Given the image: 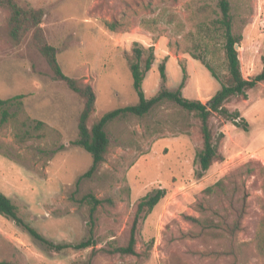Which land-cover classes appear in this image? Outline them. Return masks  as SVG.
I'll return each mask as SVG.
<instances>
[{"label": "rangeland", "instance_id": "obj_1", "mask_svg": "<svg viewBox=\"0 0 264 264\" xmlns=\"http://www.w3.org/2000/svg\"><path fill=\"white\" fill-rule=\"evenodd\" d=\"M44 10L42 26L69 76L97 94L92 126L104 113L138 103L129 57L136 43L152 46L146 97L162 88L208 102L221 88L203 59L224 78L227 64L218 29L219 0H17ZM246 78L264 70V0H230ZM8 11L0 8V97L24 94L17 116L0 124V191L43 236L79 242L89 235L87 206L77 195L110 197L96 211V249L128 244L139 201L159 189L165 196L139 221L137 254L93 247L55 251L12 218L0 214L2 264H264L256 239L263 233L264 82L247 99L226 106L244 120L214 115L223 161L200 174L199 120L174 103L145 117L127 116L106 128L105 161L88 177L92 155L75 143L83 98L53 76L31 35L21 44L5 37ZM116 21V29L108 23ZM165 64L166 81L160 74ZM19 108V109H18ZM37 121L45 124L39 129ZM254 170L250 174L251 170ZM212 191V192H209ZM187 217H196L201 224ZM214 221V222H212ZM238 221L234 235L230 227ZM206 227V228H205Z\"/></svg>", "mask_w": 264, "mask_h": 264}, {"label": "trees", "instance_id": "obj_2", "mask_svg": "<svg viewBox=\"0 0 264 264\" xmlns=\"http://www.w3.org/2000/svg\"><path fill=\"white\" fill-rule=\"evenodd\" d=\"M218 6L220 9V17L217 19V24L223 37V49L227 71L222 79L214 67L203 59L207 69L216 79H221L222 83L221 88L208 102L185 97L182 93L184 81L175 90L162 88L156 95L150 98L146 97L143 90V82L147 73L153 66L156 58L155 51L152 46L145 47L136 43L132 49V55L129 57V62L133 87L139 96L138 103L110 110L104 113L92 124V126H89V120L96 106V91L90 83L69 76L64 72L58 59V50L49 42L45 28L42 26L44 10L41 8L24 7L17 0H0V8L8 11L5 37L15 44H21L25 37L30 34L35 46L44 56L51 68L53 76L56 79L64 81L71 90L80 95L84 100V107L80 113L78 122V138L75 140V143L92 155V164L82 177L92 176L105 161L106 154L110 147V138L106 130L109 124L127 116L145 117L158 106L165 103H174L180 108L179 111L183 115L186 112L194 115L199 120L202 149L198 154V165L201 175H204L216 161L224 160V156L219 147V142L223 133H220V135L216 137L214 133L213 117L214 115H219L225 119H235L237 123H240L239 120H244L238 110L231 111L226 104L233 98L247 99L248 91L258 86L260 82H264V70L251 78H246L243 75L239 51L235 46L236 44H239V46L241 45L243 34L241 31L237 32L235 30L230 0H219ZM108 25L112 29H116L117 26L116 21L109 22ZM160 74L162 79L166 81L167 77L164 63L160 65ZM24 97V94H17L9 98L0 97V124H4L17 116V110L11 111L10 109L14 105L20 108ZM44 124L45 123L42 121H37V129ZM259 164L260 171L264 176V164L260 162ZM253 171L252 169L250 174H252ZM165 193L164 189H159L154 194L147 195L139 201L128 244L125 246H117L113 249H96L95 247L96 211L99 206L105 203L114 205V200L110 197L99 198L92 192L74 197L75 201L87 206L89 213V235L86 239L76 243H57L43 236L20 215L19 207L2 191H0V214L12 218L18 225L29 232L31 236L55 251H62L68 248L85 249L93 247L92 256L98 251L134 255L137 254L136 245L139 221L154 209L165 196ZM187 218L194 222L202 223L201 220L196 217ZM262 223L264 228V218L262 219ZM239 227L240 224L236 221L234 225L230 227V234L234 235ZM256 241L259 254L264 257V230ZM86 264H92V262L89 261Z\"/></svg>", "mask_w": 264, "mask_h": 264}, {"label": "water", "instance_id": "obj_3", "mask_svg": "<svg viewBox=\"0 0 264 264\" xmlns=\"http://www.w3.org/2000/svg\"><path fill=\"white\" fill-rule=\"evenodd\" d=\"M235 46H236L237 49L240 47L239 44H236Z\"/></svg>", "mask_w": 264, "mask_h": 264}]
</instances>
